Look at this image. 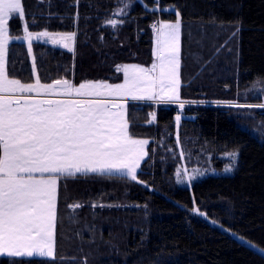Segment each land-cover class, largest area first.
Listing matches in <instances>:
<instances>
[{
    "label": "trees",
    "instance_id": "16d2710c",
    "mask_svg": "<svg viewBox=\"0 0 264 264\" xmlns=\"http://www.w3.org/2000/svg\"><path fill=\"white\" fill-rule=\"evenodd\" d=\"M22 2L29 30L77 33L74 52L34 42L43 83L118 82V65H150L152 22L175 21L178 11L181 98L209 102L183 109L130 102V132L150 139L138 179L77 174L65 186L62 178L57 258H29L30 264H264V108L247 107L264 102V0ZM10 33H23L21 20H11ZM31 64L26 42L12 41L9 76L33 82ZM153 112L156 120L149 123ZM180 113L195 119L181 118L178 126ZM227 151H239L233 173L179 184L177 167L184 159L196 165L197 156ZM76 203L82 207H71ZM8 260L0 258V264Z\"/></svg>",
    "mask_w": 264,
    "mask_h": 264
},
{
    "label": "snow or ice",
    "instance_id": "6c2138e0",
    "mask_svg": "<svg viewBox=\"0 0 264 264\" xmlns=\"http://www.w3.org/2000/svg\"><path fill=\"white\" fill-rule=\"evenodd\" d=\"M175 15V22L151 25L155 59L150 67L117 66L123 76L121 83L86 80L77 85L66 78L42 83L38 75L34 83H22L10 78L6 68L12 39L27 41L35 73L34 40L47 38L51 44L74 52L77 33L30 31L22 0H0V258H9L8 264L57 258V226L63 221L58 211L62 178L65 186L67 179H75L77 174L116 172L137 180L141 162L149 155V141L130 133L128 101L147 100L180 109L186 103L181 98L182 20L178 11ZM12 19L25 21L22 37L10 35ZM109 23L115 26L117 22ZM247 107L264 108V104ZM151 117L149 123L156 120V113ZM175 120L179 125L180 115ZM229 155L234 161L237 153Z\"/></svg>",
    "mask_w": 264,
    "mask_h": 264
},
{
    "label": "rangeland",
    "instance_id": "374dc122",
    "mask_svg": "<svg viewBox=\"0 0 264 264\" xmlns=\"http://www.w3.org/2000/svg\"><path fill=\"white\" fill-rule=\"evenodd\" d=\"M153 8H155V9H158V10H160V9H165V10H170V11H174V7H167V8H160V7H158V6H155V7H153ZM163 21H167V22H175V21H172V20H169V19H163L162 20V22ZM22 22V26H23V24H24V22L25 21H21ZM10 25H11V20H10ZM31 31V30H30ZM44 31H46V30H44ZM33 32H40V31H33ZM49 32H51V33H63V32H52V31H49ZM10 35L11 36H13V37H15V36H20V37H22L23 35H24V33H22V34H20V35H18V34H11L10 33ZM24 41V42H26V44H27V41H25V40H23V39H12L11 41H10V43L12 42V41ZM36 40H34L33 41V46H34V42H35ZM40 42H46V43H50L48 40H47V38H44V39H42V40H40ZM76 42H77V36H76V39H75V42H74V49L76 48ZM51 44V43H50ZM53 45V44H52ZM54 46H58V47H61L60 45H54ZM154 46H155V36H154ZM32 55H34L35 56V54H34V49H33V53H32ZM30 58H31V61H32V56H30ZM155 59V58H154ZM154 59H153V61H154ZM152 61V62H153ZM127 64H140V65H142V66H144V67H150L151 66V64L150 65H146V64H144V63H127ZM37 65V64H36ZM6 68H7V65H6ZM7 71H8V68H7ZM34 74V81L33 82H29V83H34L35 82V79H36V77H37V75L39 76V73H38V68L36 67V72L35 73H33ZM10 77V76H9ZM10 78H12V77H10ZM40 78V77H39ZM86 80H91V81H101V80H93V79H86ZM86 80H83V81H81V82H84V81H86ZM103 81H106V82H108V83H121L122 81H123V76L121 77V80H119L118 82H115V81H111V80H103ZM22 82V81H21ZM42 82V81H41ZM73 82V81H72ZM81 82H73V83H75V84H79V83H81ZM22 83H24V82H22ZM43 83V82H42ZM130 102H132L131 100H129L128 101V103H127V108H128V110H129V103ZM191 103H194V104H200V103H209V102H204V101H186V103H185V105H189V104H191ZM258 104H264V102H257V103H250V104H248V105H258ZM256 108H258V107H256ZM178 115H180V117H181V113L180 114H178ZM128 120H129V111H128ZM181 121V120H180ZM180 124V123H179ZM129 126H130V120H129ZM179 126V125H178ZM129 130H130V127H129ZM131 133V132H130ZM134 138H137V139H147L148 141H149V143H150V139H148V138H144V137H137V136H133ZM149 143H148V145L146 146V151H148V146H149ZM149 152V151H148ZM232 152H236L237 153V155H236V158H235V160L233 161L232 159H231V157H230V153H232ZM182 153L185 155V153H184V151H182ZM213 153H210L208 156H207V158L206 159H203L202 157H200V156H197V161H198V164H196V165H189L187 162V159H184L179 165H178V167H177V173H176V176H177V180H178V182H179V184H181V185H191L193 182H195L196 180H198V179H200V178H202V177H204V176H206V175H209V174H218V175H220V174H230V173H233L234 171H235V169H236V167H237V164H238V161H239V151H227V152H223V153H220L219 155H218V153H216L215 155H214V157L215 158H220L221 159V161L223 162V163H220V164H218V163H216V161L214 160V158H213ZM148 157V156H147ZM147 157H145V159H144V161L147 159ZM213 158V159H212ZM144 161H142L141 162V167H142V164H143V162ZM141 167H140V169H138V173H137V179H138V174H139V171L141 170ZM227 167H231L232 168V171H226L225 169L227 168ZM198 173H202V174H198ZM104 174H109V173H104ZM111 174H113V175H124L123 173H116V172H113V173H111ZM124 176H126V175H124ZM190 176H194L195 177V179H189V177ZM130 178V177H129ZM182 181V182H181Z\"/></svg>",
    "mask_w": 264,
    "mask_h": 264
},
{
    "label": "water",
    "instance_id": "95a60500",
    "mask_svg": "<svg viewBox=\"0 0 264 264\" xmlns=\"http://www.w3.org/2000/svg\"><path fill=\"white\" fill-rule=\"evenodd\" d=\"M182 119H195V115L194 114H190V113H184L182 114Z\"/></svg>",
    "mask_w": 264,
    "mask_h": 264
},
{
    "label": "crops",
    "instance_id": "0c3cea01",
    "mask_svg": "<svg viewBox=\"0 0 264 264\" xmlns=\"http://www.w3.org/2000/svg\"><path fill=\"white\" fill-rule=\"evenodd\" d=\"M160 22H162V19L160 20ZM31 95L35 96L36 94L35 93H32ZM144 101H147V100H144ZM58 193H59V183H58Z\"/></svg>",
    "mask_w": 264,
    "mask_h": 264
},
{
    "label": "built area",
    "instance_id": "2783aa9c",
    "mask_svg": "<svg viewBox=\"0 0 264 264\" xmlns=\"http://www.w3.org/2000/svg\"><path fill=\"white\" fill-rule=\"evenodd\" d=\"M152 24H158V21L157 20H154Z\"/></svg>",
    "mask_w": 264,
    "mask_h": 264
}]
</instances>
